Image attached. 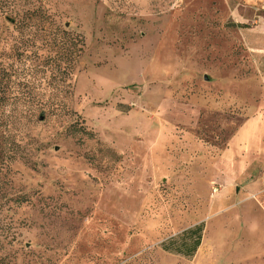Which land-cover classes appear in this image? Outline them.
I'll list each match as a JSON object with an SVG mask.
<instances>
[{"label":"rangeland","instance_id":"rangeland-1","mask_svg":"<svg viewBox=\"0 0 264 264\" xmlns=\"http://www.w3.org/2000/svg\"><path fill=\"white\" fill-rule=\"evenodd\" d=\"M262 131L264 0H0V264H264Z\"/></svg>","mask_w":264,"mask_h":264},{"label":"crops","instance_id":"crops-1","mask_svg":"<svg viewBox=\"0 0 264 264\" xmlns=\"http://www.w3.org/2000/svg\"><path fill=\"white\" fill-rule=\"evenodd\" d=\"M243 133H244V131H240L239 134H237L236 136H234L233 138H231V142H230L231 145H234V144L239 145L240 143L241 144L246 143L247 147H250L252 144H255V145L257 144V142L256 143H252V142H247V141L245 142V141H243L244 140L243 139ZM262 134H264V131L259 132L258 137H257V138H259V140H261L262 137H264V135H262ZM228 157H229V155H226L225 154V159H224L223 164H224V166L226 168L234 169V167L236 165L235 164V162H236V159L235 158L236 157H235V155H231L229 158Z\"/></svg>","mask_w":264,"mask_h":264},{"label":"trees","instance_id":"trees-1","mask_svg":"<svg viewBox=\"0 0 264 264\" xmlns=\"http://www.w3.org/2000/svg\"><path fill=\"white\" fill-rule=\"evenodd\" d=\"M200 233H201V226L197 225L195 227L189 228L184 230L181 233V238L184 236H189L193 238V244L192 246H190L189 248V253L191 254L192 252H194V250L197 248L198 243H199V237H200ZM180 237V236H178ZM178 238H173L171 241H176ZM165 245V244H163ZM166 246V245H165ZM164 247V246H163Z\"/></svg>","mask_w":264,"mask_h":264},{"label":"built area","instance_id":"built-area-1","mask_svg":"<svg viewBox=\"0 0 264 264\" xmlns=\"http://www.w3.org/2000/svg\"><path fill=\"white\" fill-rule=\"evenodd\" d=\"M216 190H217V188L214 187V191H216Z\"/></svg>","mask_w":264,"mask_h":264}]
</instances>
